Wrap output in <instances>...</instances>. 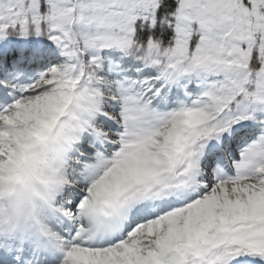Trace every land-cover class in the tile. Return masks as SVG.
<instances>
[{"label":"snow or ice","instance_id":"snow-or-ice-1","mask_svg":"<svg viewBox=\"0 0 264 264\" xmlns=\"http://www.w3.org/2000/svg\"><path fill=\"white\" fill-rule=\"evenodd\" d=\"M0 264H264V0H0Z\"/></svg>","mask_w":264,"mask_h":264}]
</instances>
